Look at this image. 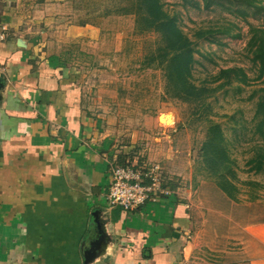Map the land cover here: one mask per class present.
Wrapping results in <instances>:
<instances>
[{
    "label": "crops",
    "instance_id": "obj_1",
    "mask_svg": "<svg viewBox=\"0 0 264 264\" xmlns=\"http://www.w3.org/2000/svg\"><path fill=\"white\" fill-rule=\"evenodd\" d=\"M77 11L0 0V264H180L193 229L184 186L131 212L107 200L119 124L93 111L78 61L100 48L105 18Z\"/></svg>",
    "mask_w": 264,
    "mask_h": 264
},
{
    "label": "rangeland",
    "instance_id": "obj_2",
    "mask_svg": "<svg viewBox=\"0 0 264 264\" xmlns=\"http://www.w3.org/2000/svg\"><path fill=\"white\" fill-rule=\"evenodd\" d=\"M74 2L82 21L105 18L101 30L94 33L101 39L100 48L96 46L92 58L78 61L88 63L80 78L93 111L113 117L115 129L119 124L120 135L114 137V153L121 156L120 160L116 157L118 164L159 165L161 183L180 184L190 197V255L180 264H263L264 168L255 172L246 162L260 149L264 152V140L254 133L256 104L264 99V75L259 76L248 45L250 28L264 29V0H255L245 16L239 13L240 6L227 0H163L164 8L177 17L193 41L192 80L196 84L214 87L220 82L211 83L212 77L228 68L240 69L247 76V83L231 78L206 99L211 111L207 118L221 126L235 161L239 188L235 202L202 169L206 113L200 116L193 105L169 98L162 71L142 66L157 46L158 35L136 32L132 15H103V7H110L111 1ZM198 29H211L212 35L197 39L194 32ZM161 114H170L172 124H160Z\"/></svg>",
    "mask_w": 264,
    "mask_h": 264
},
{
    "label": "trees",
    "instance_id": "obj_3",
    "mask_svg": "<svg viewBox=\"0 0 264 264\" xmlns=\"http://www.w3.org/2000/svg\"><path fill=\"white\" fill-rule=\"evenodd\" d=\"M104 1L107 3L111 1L112 5L107 8L103 7V15H132L136 32H154L158 35L157 46L146 55L142 66L162 71L165 93L169 98L193 105L196 109L194 113H199L200 116L206 113L207 130L200 148L202 169L227 198L234 202L237 201L236 196L239 188L234 169L235 161L230 156L221 126L207 118L211 111L206 99L213 92L229 84L231 78L247 83V76L240 69L228 68L220 70L217 75L212 77L211 83L220 82L214 87L205 82L196 84L192 80V68L195 62L193 41L182 31L177 17L164 8L163 0ZM227 1L240 6L238 10L242 16H245L246 9L254 6L255 3V0ZM212 31L211 29H198L194 32V36L197 39L208 38L212 35ZM249 31L251 34L248 41L249 51L252 54L253 62L258 64L259 76H261L264 75V29L251 27ZM221 32L225 33L226 31ZM238 36L239 33L234 35V37ZM255 119L254 133L258 135L259 139L264 140V99L259 100L256 104ZM260 151L246 162L250 166L249 170L259 172L264 168V152L262 149ZM116 157L120 160L121 156L116 154L112 166L127 165L126 163L118 164ZM141 163H138V166L143 164ZM246 184L252 183L248 181ZM161 185L165 187L164 183Z\"/></svg>",
    "mask_w": 264,
    "mask_h": 264
},
{
    "label": "built area",
    "instance_id": "obj_4",
    "mask_svg": "<svg viewBox=\"0 0 264 264\" xmlns=\"http://www.w3.org/2000/svg\"><path fill=\"white\" fill-rule=\"evenodd\" d=\"M8 34L7 25L0 21V42ZM146 166L143 163L135 168L130 165L112 167L107 194L110 205H119L131 212L168 194V190L161 185V167L156 164L149 168Z\"/></svg>",
    "mask_w": 264,
    "mask_h": 264
},
{
    "label": "bare ground",
    "instance_id": "obj_5",
    "mask_svg": "<svg viewBox=\"0 0 264 264\" xmlns=\"http://www.w3.org/2000/svg\"><path fill=\"white\" fill-rule=\"evenodd\" d=\"M159 123L165 126H169L172 124L173 117L170 114H161L158 117Z\"/></svg>",
    "mask_w": 264,
    "mask_h": 264
},
{
    "label": "water",
    "instance_id": "obj_6",
    "mask_svg": "<svg viewBox=\"0 0 264 264\" xmlns=\"http://www.w3.org/2000/svg\"><path fill=\"white\" fill-rule=\"evenodd\" d=\"M86 243V242H85ZM85 243L82 245V247H81V250H83L84 249V245H85Z\"/></svg>",
    "mask_w": 264,
    "mask_h": 264
}]
</instances>
